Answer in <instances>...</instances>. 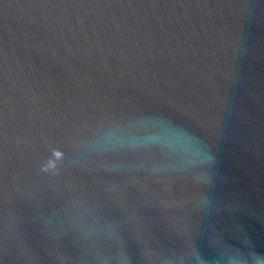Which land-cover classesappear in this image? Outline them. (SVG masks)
<instances>
[{"label": "water", "instance_id": "95a60500", "mask_svg": "<svg viewBox=\"0 0 264 264\" xmlns=\"http://www.w3.org/2000/svg\"><path fill=\"white\" fill-rule=\"evenodd\" d=\"M229 245L264 258V0H0V264Z\"/></svg>", "mask_w": 264, "mask_h": 264}, {"label": "clouds", "instance_id": "9594fccd", "mask_svg": "<svg viewBox=\"0 0 264 264\" xmlns=\"http://www.w3.org/2000/svg\"><path fill=\"white\" fill-rule=\"evenodd\" d=\"M140 143H151V144H160L164 142V138L159 134H148L143 138H137ZM214 157L211 152L203 154V161L206 164H212L214 162ZM255 261V264H259L260 261H264V258L260 257L258 254L253 255L249 253L246 255L241 249L233 248L232 246H225L217 252L215 258V264H248V256ZM201 261L205 264V258L200 257Z\"/></svg>", "mask_w": 264, "mask_h": 264}]
</instances>
